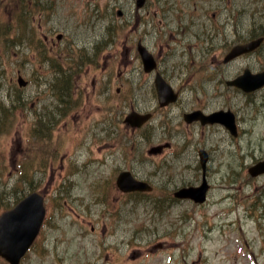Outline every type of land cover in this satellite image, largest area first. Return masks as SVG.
I'll return each instance as SVG.
<instances>
[{"label":"rangeland","instance_id":"1","mask_svg":"<svg viewBox=\"0 0 264 264\" xmlns=\"http://www.w3.org/2000/svg\"><path fill=\"white\" fill-rule=\"evenodd\" d=\"M33 1L40 10L30 13L31 24L20 34L40 39L51 63L75 65L74 49L82 47L89 54L84 60L92 61L76 77L77 107L53 121L51 131L42 129L36 156L23 169L26 177L19 178L8 156L16 155L18 163L29 152L27 142L35 143L30 135L34 112L49 103L40 93L44 77L53 72L49 62L39 61L31 38L18 39L19 45L12 40L16 46L7 48L0 44V150L6 152L0 213L32 189L43 194L46 208L42 230L21 264H264V176L247 173L264 156V89L245 94L225 89L220 81L222 74L230 78L238 69H260L264 48L229 65L212 64L214 52L202 69L206 57L199 46L211 26H221L228 42L258 33L264 27V0H147L139 11L134 0ZM3 5L5 23L19 12L10 14ZM25 19L24 12L23 25ZM178 24L189 28L176 33ZM138 38L165 71L183 62L193 74L172 73V84L181 92L176 104L159 109L152 76L137 66L131 50ZM18 73L28 79L27 87L17 88ZM201 102L209 112L229 108L239 135L233 137L221 124L187 127L182 113ZM131 109L153 117L135 131L123 123ZM15 141L20 149H14ZM165 143L170 146L162 154L147 153ZM198 149L209 152L211 187L202 205L172 196L176 188L200 182ZM124 169L154 190L123 194L115 177ZM0 264L8 263L0 259Z\"/></svg>","mask_w":264,"mask_h":264},{"label":"water","instance_id":"2","mask_svg":"<svg viewBox=\"0 0 264 264\" xmlns=\"http://www.w3.org/2000/svg\"><path fill=\"white\" fill-rule=\"evenodd\" d=\"M144 0H136L137 6H141ZM259 44V40H254L244 45H238L232 49L226 57L230 59L238 54L253 50ZM140 53L143 58L145 69L151 70L155 63L147 50L139 46ZM158 97L160 105H165L174 99V95L170 87L164 83L163 80L157 79ZM244 90L259 87L264 84V73L256 74L254 76L245 74L235 82ZM150 117V114H139L137 112H130L125 121L132 126H140L144 121ZM196 117L190 115L189 120ZM203 121H220L231 129L233 126V118L229 113L217 112L206 118ZM155 150V149H153ZM201 163L204 169L206 156L204 152H200ZM252 175H257L264 172V160L252 166L249 169ZM117 185L124 191L130 190H149L151 187L143 181L136 180L129 171H122L117 177ZM206 181L203 180L199 187L181 188L175 193L176 196L182 198H193L195 201L202 202L205 200L207 191ZM43 197L38 192H33L19 201L12 209L3 212L0 215V255L6 257L12 264H17L19 258L25 253L30 246L35 236L37 235L43 217H44Z\"/></svg>","mask_w":264,"mask_h":264},{"label":"flooded vegetation","instance_id":"3","mask_svg":"<svg viewBox=\"0 0 264 264\" xmlns=\"http://www.w3.org/2000/svg\"><path fill=\"white\" fill-rule=\"evenodd\" d=\"M214 16V15H213ZM214 18V17H213ZM178 27L180 28V30L178 29ZM178 27H176L174 30H177L176 33H185L189 27L185 26V25H178ZM219 30H221V26H217L216 27ZM234 29L236 31H238V26L234 27ZM169 34H173L174 32L171 29H167ZM211 32V27H208V29H206V31H203V33H209ZM223 36V35H222ZM225 36V35H224ZM222 43L218 42V43H214L212 42L211 44L207 45L205 47V54L209 55L210 53L214 52L215 49H217V54H221L224 50L223 45H221ZM229 44H227L228 46ZM231 63V62H230ZM226 65V64H224ZM171 73L168 72V74H166V77H170ZM48 87L45 90L46 95H47V100L49 101L48 104H46V110L42 111V115L43 117H47V113L48 115L52 116L54 114L53 117H59L61 116L62 112H63V107H62V96H63V87L61 86V84H59V81H54L52 80L51 82H48ZM33 106V104H32ZM197 109V108H196ZM39 113V112H38ZM196 124L199 122H195ZM14 149H20V144L18 145L16 143V141L14 142ZM9 165H14L16 166V161H17V157L16 155L12 158L11 155H9ZM13 159V160H12ZM12 165V166H13Z\"/></svg>","mask_w":264,"mask_h":264},{"label":"trees","instance_id":"4","mask_svg":"<svg viewBox=\"0 0 264 264\" xmlns=\"http://www.w3.org/2000/svg\"><path fill=\"white\" fill-rule=\"evenodd\" d=\"M11 3L10 5H5L4 9L5 11L8 10V12L11 14L12 13V4L15 2V7L13 8L14 10H17L16 12H19L17 15H15L14 17L13 14H11L10 16L7 17V21H5V23L1 20L0 17V44H11L13 45L14 43L11 41V39H9V32L10 29L12 27L11 22H13L14 20H17L20 22L19 20V16L22 13H27L30 9L31 10H36L38 8V5L35 1L32 2V5H29V3L27 2L28 0H10ZM10 47V46H8ZM78 69L81 67L82 64H85V62H87L86 60H84V57L89 56V54L87 53L85 48H80V50L78 51ZM76 55V54H75ZM73 55L74 57H77ZM70 67H72L69 64ZM80 70V69H79ZM75 73L72 74H67L65 76V82H64V88H65V97L67 98L65 100V103L68 104L69 106L72 105V100L70 98L71 96V87H72V81H73V75ZM25 174L21 177L24 178Z\"/></svg>","mask_w":264,"mask_h":264},{"label":"bare ground","instance_id":"5","mask_svg":"<svg viewBox=\"0 0 264 264\" xmlns=\"http://www.w3.org/2000/svg\"><path fill=\"white\" fill-rule=\"evenodd\" d=\"M221 150H224V148H223V147H221Z\"/></svg>","mask_w":264,"mask_h":264}]
</instances>
